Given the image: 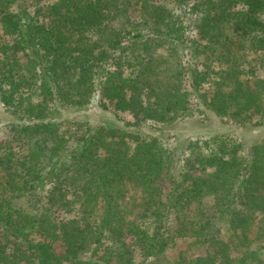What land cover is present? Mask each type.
<instances>
[{
	"label": "trees",
	"instance_id": "obj_1",
	"mask_svg": "<svg viewBox=\"0 0 264 264\" xmlns=\"http://www.w3.org/2000/svg\"><path fill=\"white\" fill-rule=\"evenodd\" d=\"M262 12L264 0H0V121L8 132L0 138V264L162 257L173 239L167 218L191 203L204 244L227 246L209 230L224 207L248 261L260 264L238 226L256 216L264 222V138L249 164L240 142L218 136L189 141L179 159L162 135L99 124L74 137L54 115L96 102L130 115L128 127L168 125L190 115V77L220 119L261 126L264 75L229 62L230 49L217 52L210 40L232 21L259 58ZM137 172L142 196L130 205L125 184ZM197 172L205 174L191 176ZM233 201L239 208L230 211Z\"/></svg>",
	"mask_w": 264,
	"mask_h": 264
},
{
	"label": "rangeland",
	"instance_id": "obj_2",
	"mask_svg": "<svg viewBox=\"0 0 264 264\" xmlns=\"http://www.w3.org/2000/svg\"><path fill=\"white\" fill-rule=\"evenodd\" d=\"M256 17L260 22L264 23V12L257 14ZM234 27L232 21L226 22L222 26L221 34L210 40L211 46L217 52L224 53L226 52L225 49L229 48L231 52V55L227 58L229 62L236 63L248 71L255 68V75L263 76L264 64L260 65L259 59L260 57H264V51L260 53L261 56L259 58L258 54H252L251 50H249L251 40L247 37L237 39L238 32ZM255 34L259 35L257 32ZM202 58L199 57L198 61H201ZM190 85L191 79L190 77H186L185 88L189 93L190 115L176 119L168 125H158L154 128V125L148 122L145 125L141 124L135 127H128L127 123L133 121L130 115L127 113H119L116 116L112 111L100 109L96 102L82 108L58 109V113L54 115V119L62 122L67 133L74 137L82 135L86 126L94 127L99 124L114 125L135 131V133L142 134L143 136L162 135L166 138L168 147L173 150L179 159L182 158L184 149L191 140H203L215 136L227 137L228 139L241 143L242 149L240 155L245 163L249 164L253 156V147L264 138V103L262 108L260 106L255 108L256 118L263 115L261 126L239 124L229 118L220 119L215 112L206 107L203 95L207 89L204 87L199 89L198 92H195L191 89ZM6 123L7 119L3 116L0 121V138L2 139L8 136L5 128ZM159 161L151 162V166L156 167ZM157 172L163 180L158 188L161 192V203L163 206H166L165 197L169 189V183L165 179L162 168L157 170ZM205 173L209 172L207 171ZM205 173H191V176H198ZM142 182L143 174L141 172L134 173L128 177V181L125 184V195L128 204L132 205L134 200L136 202L142 196L140 191ZM229 207L230 211L239 208L238 204L234 201ZM120 217H123V215L121 214ZM231 218V212L226 211L224 207H221V209L212 214L211 221L213 225L209 230H212L215 237H218L222 243L227 245L221 249L216 244H204L196 236L195 230L202 229L204 224L199 220L195 203L189 204L184 209L183 214H177L173 211L167 218L168 230L171 232L173 239L165 254H163L164 256L143 260L139 255H136L135 264H253L248 261L244 247L240 246L241 239L233 233L234 229L230 227ZM260 226L263 227L264 222H262L261 216H256L252 221L241 219L238 228L240 227L247 234L248 238L252 241L250 244L251 248L258 252L260 264H264V237H256ZM60 251L57 248V253Z\"/></svg>",
	"mask_w": 264,
	"mask_h": 264
}]
</instances>
